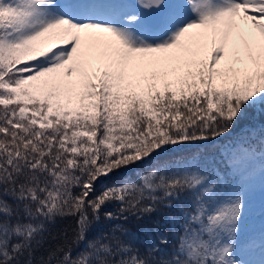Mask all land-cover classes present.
Masks as SVG:
<instances>
[{
  "label": "snow or ice",
  "instance_id": "obj_1",
  "mask_svg": "<svg viewBox=\"0 0 264 264\" xmlns=\"http://www.w3.org/2000/svg\"><path fill=\"white\" fill-rule=\"evenodd\" d=\"M264 0H0V264H264Z\"/></svg>",
  "mask_w": 264,
  "mask_h": 264
},
{
  "label": "trees",
  "instance_id": "obj_2",
  "mask_svg": "<svg viewBox=\"0 0 264 264\" xmlns=\"http://www.w3.org/2000/svg\"><path fill=\"white\" fill-rule=\"evenodd\" d=\"M262 220H264V217H260V216L257 214V215H255V216H253V217L251 218V223H252L253 225H259V223H260Z\"/></svg>",
  "mask_w": 264,
  "mask_h": 264
}]
</instances>
